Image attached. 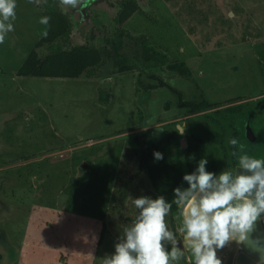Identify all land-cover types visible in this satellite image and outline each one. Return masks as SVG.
<instances>
[{
  "label": "rangeland",
  "instance_id": "374dc122",
  "mask_svg": "<svg viewBox=\"0 0 264 264\" xmlns=\"http://www.w3.org/2000/svg\"><path fill=\"white\" fill-rule=\"evenodd\" d=\"M42 1L16 0L14 31L0 44L1 264H102L139 214L132 201L153 199L136 152L160 130L176 132V143L164 144L160 152L179 169L182 149L197 137L202 155L211 154L206 170H227L220 148L214 155L208 143L214 146L203 114L213 110L187 117L177 93L184 101L200 95L212 103L237 97L243 99L237 104L252 101L232 119L243 132L252 117L254 131L248 140L242 136L240 144L250 156L264 159V95L255 97L264 90V0H191L194 11L187 18L197 22L190 24L179 12L183 0H136L145 15L138 13L125 23L122 39V52L134 59L136 71L117 73L107 61L91 76L75 80L18 77L19 67L47 29L40 23ZM108 1L91 5L83 20L78 15L82 3L74 12L70 9L73 32L93 35L88 42L95 47L117 30L112 19L118 0ZM234 6L241 13L234 14ZM208 11L214 15L205 22ZM74 40L59 42V47L69 48ZM144 44L157 51L159 63H144ZM174 64H183L191 76L179 78L168 69ZM146 72L177 93L138 90L136 81ZM253 134L257 143L250 141ZM253 144L258 149L252 150ZM166 221L183 249L181 214L175 230L169 215ZM165 246L171 251L170 242ZM184 256L191 264L190 251L184 249ZM174 264L185 262L181 258Z\"/></svg>",
  "mask_w": 264,
  "mask_h": 264
},
{
  "label": "trees",
  "instance_id": "16d2710c",
  "mask_svg": "<svg viewBox=\"0 0 264 264\" xmlns=\"http://www.w3.org/2000/svg\"><path fill=\"white\" fill-rule=\"evenodd\" d=\"M184 6L179 9L182 16H185L187 24L197 22V19H188L194 7L191 0H183ZM175 5V4H174ZM39 17L44 16L50 17L49 24L46 25L47 36L44 34L35 43L32 50L29 51L28 55L24 59L23 63L19 67L16 75L22 78H45V79H79L82 76H91L90 74L101 68L107 61H111L116 67L117 73H130L138 69V65L134 61L127 57L122 52V39L126 35L124 28L125 23L133 16L144 12L139 7L136 0H121L118 2V10L113 17V22L117 26L116 33L112 38H105L101 47H95L93 44L88 42L93 40V35L84 37L79 34L76 29L72 30V23L70 19L71 7H65L60 3V0H43L39 5ZM234 14L241 13L239 6H234ZM185 12L186 14H183ZM215 12V11H214ZM211 13V15H209ZM213 11H208V14L203 18L205 22L208 21L209 17H212ZM222 16V13L220 14ZM220 16V17H221ZM230 20L233 18H229ZM189 32H192V28L188 27ZM77 33V34H76ZM70 37L75 38L74 43L71 47L62 49L59 47V42H67ZM208 41L211 38V34L208 37ZM42 49H48V52L43 56H40L39 51ZM146 57L144 63L151 61L159 63L158 53L150 46L144 44L143 47ZM151 50V52H150ZM170 71L176 72L179 78H188L191 76V71L186 68L183 64L169 65ZM140 74L139 79L136 81L137 89L143 93L151 92L157 89H167L172 93H177L176 90L171 88L159 78L153 72ZM264 95V90L255 95ZM178 102L177 104L189 114H198L207 110H213L210 113L203 114L207 124H210L211 128L208 130V134L212 136V141L209 146L213 154L215 155L217 149L220 148L226 160V169L234 170L238 166V156L241 154L239 151L240 139L244 136L247 139L249 131H254L250 126L252 117L248 118L245 125L244 131L242 132L237 124L233 121V116L238 115L246 110L251 105V102H242L241 97L233 98L228 100V104L235 103L234 105L224 106L226 102L212 103L200 95L199 98L184 101L182 100L181 94L177 93ZM254 97V96H253ZM264 99V98H262ZM234 101V102H233ZM169 105L166 107L169 109ZM157 138L149 141H145L140 147L139 152H136L138 156V165L144 170L152 184V198L163 196L165 200L171 203L174 199V189L180 187L181 189L187 187V182L183 180V176L186 173H192L195 171L198 161L202 158L209 160L210 156L204 157L202 140L193 137L194 143L188 145L185 149H182L184 154L182 160V166L179 169L175 166L171 160L165 154L160 152L164 144L176 143V132L173 130H160L157 132ZM254 135V134H253ZM179 137V136H178ZM236 138L238 145L236 149L229 144V140ZM254 139L250 140L257 143L258 137L253 136ZM256 139V140H255ZM211 140V139H210ZM248 140V139H247ZM250 143V142H249ZM181 145V144H180ZM252 146V144H251ZM258 149L256 144H253L252 150ZM237 152L236 156L232 155L233 151ZM159 152L163 155V159H156L154 153ZM210 161V160H209ZM181 209L175 204L172 205V209L169 212L171 228L175 230V221L177 217H180ZM105 225L102 228V235H104ZM185 264H189L186 257H182ZM2 256L0 255V264Z\"/></svg>",
  "mask_w": 264,
  "mask_h": 264
},
{
  "label": "clouds",
  "instance_id": "9594fccd",
  "mask_svg": "<svg viewBox=\"0 0 264 264\" xmlns=\"http://www.w3.org/2000/svg\"><path fill=\"white\" fill-rule=\"evenodd\" d=\"M60 3L76 8L82 0ZM16 7V0H0V44L14 31ZM49 21L50 17L44 16L40 23L48 25ZM181 129L178 126L177 130ZM229 144L236 149L238 140L232 138ZM239 151L238 167L219 174L206 170L207 159L199 160L195 171L183 176L187 187L173 190L175 199L171 203L163 196L133 200L139 214L125 229V238L115 244L114 253L102 258V264H174L184 257V249L191 253V264H222L217 249L229 242L243 245L254 222L264 216V159L247 154L243 144H239ZM154 156L163 159L159 152ZM173 204L181 209L183 249L166 221ZM165 242L171 243V251ZM248 248L258 257L256 264H264V244L259 239L248 240Z\"/></svg>",
  "mask_w": 264,
  "mask_h": 264
},
{
  "label": "water",
  "instance_id": "95a60500",
  "mask_svg": "<svg viewBox=\"0 0 264 264\" xmlns=\"http://www.w3.org/2000/svg\"><path fill=\"white\" fill-rule=\"evenodd\" d=\"M108 0H85L79 10V18L84 19L82 15L87 14L86 10L91 5L108 4ZM115 6V2L112 3ZM75 8L72 10L74 12ZM86 20V19H85ZM181 147L184 148V141L180 142ZM237 168V167H236ZM259 239L264 244V216L258 218L253 225V230L248 234V240ZM248 240L243 245H238L235 242L227 243L223 248L217 249V257L222 264H256L258 257L255 253L250 252L248 248Z\"/></svg>",
  "mask_w": 264,
  "mask_h": 264
},
{
  "label": "flooded vegetation",
  "instance_id": "af4514ba",
  "mask_svg": "<svg viewBox=\"0 0 264 264\" xmlns=\"http://www.w3.org/2000/svg\"><path fill=\"white\" fill-rule=\"evenodd\" d=\"M119 1H121V0H118L117 2H116V6H115V8H116V12H117V10H118V2ZM116 12H115V14H116ZM115 14H114V16H115ZM94 19V21H95V17L93 18Z\"/></svg>",
  "mask_w": 264,
  "mask_h": 264
}]
</instances>
